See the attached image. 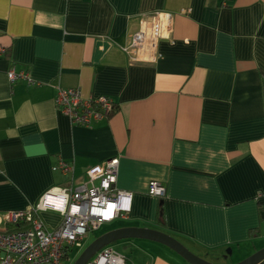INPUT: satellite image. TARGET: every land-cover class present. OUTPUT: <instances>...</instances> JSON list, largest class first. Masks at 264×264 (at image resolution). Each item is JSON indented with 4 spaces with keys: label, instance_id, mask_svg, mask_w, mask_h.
<instances>
[{
    "label": "crops",
    "instance_id": "crops-1",
    "mask_svg": "<svg viewBox=\"0 0 264 264\" xmlns=\"http://www.w3.org/2000/svg\"><path fill=\"white\" fill-rule=\"evenodd\" d=\"M154 11L171 14L170 36L155 62H131L122 47ZM0 47V227L116 156L115 186L131 198L112 229L159 230L217 264L264 247V0H0ZM10 69L32 82L11 83ZM57 85L110 97L115 110L72 125ZM151 180L163 196L148 193ZM40 217L48 229L61 222ZM131 242L133 264H191ZM228 251L235 259L221 262Z\"/></svg>",
    "mask_w": 264,
    "mask_h": 264
},
{
    "label": "built area",
    "instance_id": "built-area-1",
    "mask_svg": "<svg viewBox=\"0 0 264 264\" xmlns=\"http://www.w3.org/2000/svg\"><path fill=\"white\" fill-rule=\"evenodd\" d=\"M171 27L169 12L154 11L142 15L137 29L122 50L131 62H155L159 57V41L170 36ZM5 52L0 47V54ZM8 78L11 83L21 79L32 82L24 72L14 69L8 71ZM53 101L57 111L72 125H92L115 110L110 97H84L78 87L57 85ZM118 164V157H110L101 165L88 169L87 181L74 187L51 188L27 209L5 213V225L0 227V264H65L73 250L82 249L86 234L125 215L130 208L131 195L115 186ZM58 165L64 175L72 176L70 164L61 160ZM147 190L152 196L165 193L164 186L156 180L148 183ZM47 210L61 216L60 224L53 229H48L40 217V213ZM13 223H21L23 227L6 230ZM84 264L127 262L120 252L104 246Z\"/></svg>",
    "mask_w": 264,
    "mask_h": 264
},
{
    "label": "water",
    "instance_id": "water-1",
    "mask_svg": "<svg viewBox=\"0 0 264 264\" xmlns=\"http://www.w3.org/2000/svg\"><path fill=\"white\" fill-rule=\"evenodd\" d=\"M261 215L264 217V211L261 213ZM124 238H139L161 243L175 251L183 259L191 264H215L198 255H195L181 242L167 233L155 229L133 226L111 229L97 236L90 244L86 246L77 259H75L73 264H84L102 247ZM263 258L264 247L258 249L243 260L233 264H256Z\"/></svg>",
    "mask_w": 264,
    "mask_h": 264
},
{
    "label": "rangeland",
    "instance_id": "rangeland-1",
    "mask_svg": "<svg viewBox=\"0 0 264 264\" xmlns=\"http://www.w3.org/2000/svg\"><path fill=\"white\" fill-rule=\"evenodd\" d=\"M118 221H119L118 219H115L114 221H112L108 224H103L101 227H99L93 233L86 234L83 241H82V243H83L82 249L73 250L72 253L70 254V258L65 260V264H73L75 259H77V257L80 255V252H82L88 244H90L97 236L101 235L102 233H104V232L112 229L114 226H116L118 224ZM125 241H132L131 243H135V244H138L141 246H143L142 243H155V242H149L150 240L138 239V238L124 239V240L117 241L116 244H118V248L124 254L128 264H133L132 263L133 259L131 258V256H132L131 254H132V252H136L137 248L132 246L133 244L132 245L125 244ZM145 241H148V242H145ZM113 243H111V244H113ZM143 248H144V246H143ZM225 257L226 258H221L220 261L226 263V262H231L235 259V258H233L234 256L231 255V252H227L225 254ZM215 264H217V263H215Z\"/></svg>",
    "mask_w": 264,
    "mask_h": 264
},
{
    "label": "trees",
    "instance_id": "trees-1",
    "mask_svg": "<svg viewBox=\"0 0 264 264\" xmlns=\"http://www.w3.org/2000/svg\"><path fill=\"white\" fill-rule=\"evenodd\" d=\"M23 227V224H19V223H13V224H10L6 227V230H14V229H19V228H22Z\"/></svg>",
    "mask_w": 264,
    "mask_h": 264
}]
</instances>
